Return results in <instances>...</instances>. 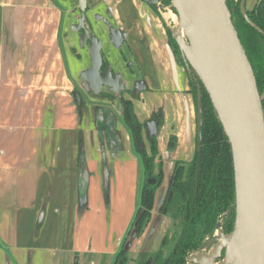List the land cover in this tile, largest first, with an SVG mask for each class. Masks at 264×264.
Segmentation results:
<instances>
[{
    "label": "crops",
    "instance_id": "obj_1",
    "mask_svg": "<svg viewBox=\"0 0 264 264\" xmlns=\"http://www.w3.org/2000/svg\"><path fill=\"white\" fill-rule=\"evenodd\" d=\"M86 4L87 12L108 16L123 34L136 80L145 85L132 107L148 152L144 125L152 114L160 116V125L154 121V161L163 173L159 195L174 162L194 155L196 109L187 71L176 61L160 11L141 0ZM76 7L75 0H0V264L112 258L138 209L143 164L121 105L83 97L68 72L67 54L76 50L69 29ZM171 137L175 148L168 151ZM103 175L115 201L111 214L85 219L92 208L100 215L94 204H85L100 198Z\"/></svg>",
    "mask_w": 264,
    "mask_h": 264
},
{
    "label": "water",
    "instance_id": "obj_2",
    "mask_svg": "<svg viewBox=\"0 0 264 264\" xmlns=\"http://www.w3.org/2000/svg\"><path fill=\"white\" fill-rule=\"evenodd\" d=\"M80 16L71 30L77 33L81 48L87 44L90 66L80 77L93 93L102 86L118 94L123 90L120 73L108 65L102 71L101 41L85 26L86 0H75ZM148 6L162 0H141ZM227 0H170L178 24L171 37L178 47L187 73L195 72L216 112L230 144L234 173V227L229 234L219 232L204 243L198 253L186 256V264H264V114L262 100L251 64L232 24ZM246 1L240 0V12L246 23L264 36L248 18ZM182 32V33H181ZM109 42L123 45V34L109 27ZM145 89L138 81L132 92ZM202 128L200 86L196 100V144ZM147 137L155 136L157 123L146 124ZM149 183H154L153 180ZM161 189L157 204L164 199ZM231 215L229 211L227 218ZM220 224L217 225V231ZM215 243V244H214ZM212 244L208 253H204ZM223 253V254H222Z\"/></svg>",
    "mask_w": 264,
    "mask_h": 264
},
{
    "label": "trees",
    "instance_id": "obj_3",
    "mask_svg": "<svg viewBox=\"0 0 264 264\" xmlns=\"http://www.w3.org/2000/svg\"><path fill=\"white\" fill-rule=\"evenodd\" d=\"M161 3L170 5V0ZM231 21L239 40L251 64L259 93L264 90V36L250 27L240 12V0H227ZM156 10V6H151ZM173 13L174 10L171 8ZM250 21L264 33V0H257L250 10H247ZM170 46L176 47L171 37V31L165 26ZM181 66L184 63L181 62ZM189 93L195 108L198 87L200 86L202 101V128L199 144L195 143L194 155L191 161L174 162L173 169L165 190L160 211L173 221L180 224V235L167 253L159 250L152 255L151 264H186V256L197 253L200 247L211 240L217 231L229 234L234 227L235 190L232 153L230 144L218 121L208 94L201 85L195 72L187 73ZM264 114V99L262 100ZM123 123L130 133L134 152L143 164L144 182L135 218L128 233L135 228L137 236L141 234L148 222L156 190L162 183L163 173L160 163H155L157 153L156 136L148 142V149L143 139L142 124L133 112L132 103L122 106ZM150 119H158L159 114H153ZM176 139L171 137L167 150L175 148ZM149 153V154H148ZM154 180V183H149ZM229 211L231 215L227 218ZM126 260V257H124Z\"/></svg>",
    "mask_w": 264,
    "mask_h": 264
},
{
    "label": "rangeland",
    "instance_id": "obj_4",
    "mask_svg": "<svg viewBox=\"0 0 264 264\" xmlns=\"http://www.w3.org/2000/svg\"><path fill=\"white\" fill-rule=\"evenodd\" d=\"M257 0H247L246 5H252L253 2ZM163 4V3H161ZM164 5V8H161V13L164 14V20H161L163 28L165 26L171 31L175 25L178 24L177 16L171 10L170 5ZM254 5V4H253ZM87 19L88 24L87 26L90 27V34L95 35L99 41H101V56L103 60H105L109 66L111 67L112 71L116 73H120L123 81L127 84V86H132L133 80H136L138 73L135 66H131L130 59L128 57V51L122 45L120 48H115L109 42V27L117 30V28L111 23L108 16L103 15L100 12H87ZM76 14L74 16L73 22L76 21ZM172 20V21H171ZM69 22H72L70 19ZM66 21L64 20L63 24V32H65ZM71 29V27L69 28ZM166 31V30H165ZM75 35V33L73 34ZM75 49L74 53L67 54V67L68 72L73 79V83L75 85V89L78 93L83 94L84 97L88 99L93 98V95H87V92L84 90V86L81 83V71H78L81 67V64L84 65L86 68L89 64V58L87 56L86 47L82 49L79 46L78 37L75 35ZM77 40V41H76ZM79 55H78V53ZM179 53L177 54V57ZM88 59L86 61H81V58ZM100 100V99H97ZM116 108L118 109L119 103L116 102ZM114 106V104H113ZM196 109V108H195ZM196 111V110H195ZM196 120V116H195ZM196 124V123H195ZM108 171L110 169L107 168ZM107 174V173H106ZM111 176V175H110ZM142 183L144 182L143 178L141 177L140 180ZM168 180H165V187H167ZM103 186V187H102ZM108 187V188H107ZM103 188V189H102ZM120 188H123L121 185ZM100 189L101 195L100 198L96 199L95 202H86L85 207H90V205L94 204L96 211L100 212V215L91 214L92 208L88 213L85 219H94L97 217H101V215L107 217L111 214V207L113 206L114 202L112 196L109 194V179L108 178H100ZM108 193V194H107ZM159 195L155 194L154 202L152 209L149 213L148 222L143 228V231L139 236L135 233V228H133L129 233L127 232L121 249L119 252L112 258H96L94 257H78L77 259H73V264H151L152 263V255H154L159 250L163 251L164 255L173 248L175 245L179 235H180V224L179 222H175L170 219L168 216H165L161 211L160 207L163 204V200L161 203L157 204ZM139 201H136L138 204ZM99 208H102L103 211H99ZM85 210V208L83 209ZM84 214V213H83ZM83 214L81 217L83 218ZM86 213L84 214L85 217ZM220 231H216L215 235H218ZM226 235V234H225ZM126 257V260H124Z\"/></svg>",
    "mask_w": 264,
    "mask_h": 264
},
{
    "label": "flooded vegetation",
    "instance_id": "obj_5",
    "mask_svg": "<svg viewBox=\"0 0 264 264\" xmlns=\"http://www.w3.org/2000/svg\"><path fill=\"white\" fill-rule=\"evenodd\" d=\"M156 6V10H154L155 12H161V8L163 9L164 8V5L163 4H161V2H160V6H158V5H155ZM153 9V8H152ZM74 11L76 12V13H78V16L76 17V21L74 22V24L75 23H77V19L79 18V16H80V13H79V10L77 9V7H76V9H74ZM88 11V10H87ZM87 11H86V13H87ZM84 23H85V26L90 30V27L89 26H87V24H88V19H85V21H84ZM75 33V32H74ZM167 34V33H166ZM75 35L78 37V35H77V33H75ZM92 35V34H91ZM168 36V35H167ZM77 41V40H76ZM173 43L175 44V42H174V40H173ZM169 45H170V43H169ZM176 45V44H175ZM85 47H86V50H87V44L85 45ZM84 47V48H85ZM84 48H82V49H84ZM171 48H172V50H173V53L176 55V61H177V63L179 64V65H181V62H183V60H182V58H181V56H180V53H179V50H178V47H177V45H176V47H174V46H171ZM87 52V56H88V58H89V55H88V50L86 51ZM179 53V56L177 57V54ZM103 59V58H102ZM184 63V62H183ZM109 64L105 61V60H103V65H102V68H101V71L106 67V66H108ZM89 66H90V58H89V64H88V66L86 67V68H84L83 70H86L87 68H89ZM82 70V71H83ZM112 70V69H111ZM81 71V72H82ZM113 73H116V72H114V71H112ZM121 81L123 82V84H124V86H123V90H121L118 94H115L113 91H111V90H109V88L108 87H104V86H102L101 88H100V91L98 92V93H93L92 92V89H91V87H90V85L87 83V82H85V81H83V79L81 78V83L83 84V86H84V90L87 92V95H93V98H91V99H89V100H91L92 102H98V103H100V102H102V103H112V104H114V103H116V102H118L120 105H121V118H122V106H123V104L124 103H126V102H130V103H132V100L135 98V97H137V95L136 96H134V95H132V92H133V90H134V88H135V85H136V83L139 81V80H133V82H132V86H127V84L123 81V79L121 78ZM76 94V97H78L77 96V93H75ZM80 95H83V94H81V93H79ZM84 97V96H83ZM87 98V97H86ZM88 99V98H87ZM97 99H100V100H97ZM153 115V114H152ZM151 115V116H152ZM136 117V116H135ZM122 120H123V118H122ZM156 120H158V119H150L149 118V121H146L145 122V125H144V127H145V132H146V140L148 141L150 138H148L147 137V131H146V124L148 123V122H151V121H156ZM142 129H143V124H142ZM149 181H151V180H149ZM154 181V180H153ZM168 184V183H167ZM161 186V185H160ZM159 186V187H160ZM159 189V188H158ZM157 189V190H158ZM157 190H156V192H157ZM165 190H166V187H165ZM160 192L161 191H159V195H160ZM159 198V197H158ZM157 202H158V200H157ZM215 244V243H214ZM214 244H212L207 250H205L204 251V253H208L209 251H210V249H212V247H213V245ZM199 252V251H198ZM197 252V253H198ZM223 254V253H222Z\"/></svg>",
    "mask_w": 264,
    "mask_h": 264
},
{
    "label": "bare ground",
    "instance_id": "obj_6",
    "mask_svg": "<svg viewBox=\"0 0 264 264\" xmlns=\"http://www.w3.org/2000/svg\"><path fill=\"white\" fill-rule=\"evenodd\" d=\"M182 33V32H181Z\"/></svg>",
    "mask_w": 264,
    "mask_h": 264
}]
</instances>
